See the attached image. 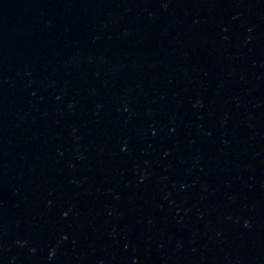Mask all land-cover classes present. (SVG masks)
I'll return each mask as SVG.
<instances>
[{
  "label": "water",
  "instance_id": "water-1",
  "mask_svg": "<svg viewBox=\"0 0 264 264\" xmlns=\"http://www.w3.org/2000/svg\"><path fill=\"white\" fill-rule=\"evenodd\" d=\"M0 264H264V0H0Z\"/></svg>",
  "mask_w": 264,
  "mask_h": 264
}]
</instances>
